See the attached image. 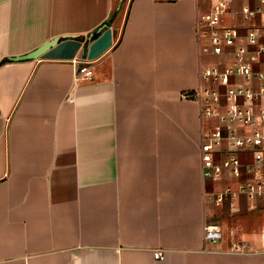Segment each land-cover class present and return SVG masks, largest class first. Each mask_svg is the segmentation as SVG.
Segmentation results:
<instances>
[{
    "label": "crops",
    "instance_id": "1",
    "mask_svg": "<svg viewBox=\"0 0 264 264\" xmlns=\"http://www.w3.org/2000/svg\"><path fill=\"white\" fill-rule=\"evenodd\" d=\"M213 2L0 0V264H264V227L240 226L264 219V195L202 176L205 119L188 93L205 55L198 12ZM252 22L264 41V17ZM64 34L77 36L11 60ZM85 65L92 77L76 82ZM206 224L223 238L206 241Z\"/></svg>",
    "mask_w": 264,
    "mask_h": 264
},
{
    "label": "built area",
    "instance_id": "2",
    "mask_svg": "<svg viewBox=\"0 0 264 264\" xmlns=\"http://www.w3.org/2000/svg\"><path fill=\"white\" fill-rule=\"evenodd\" d=\"M228 1L214 0L208 9L198 12L196 30L202 54L223 59L200 67V84L188 98L198 102L202 120L218 121L202 124L200 130L203 178L221 180L224 172L245 177L239 190L252 199L264 195V107H258L264 97V71L256 68L264 61L263 25L252 22L264 17V0L235 12L242 15L243 25L234 19L237 15L230 11ZM92 74V66L85 65L75 80L83 81ZM215 83L225 90L220 91ZM241 152H251V161H243ZM223 197L221 194L216 200ZM204 234L206 241L213 242L224 236L219 224H206ZM260 236L264 248V232ZM154 256L164 259L165 253L156 250Z\"/></svg>",
    "mask_w": 264,
    "mask_h": 264
},
{
    "label": "rangeland",
    "instance_id": "3",
    "mask_svg": "<svg viewBox=\"0 0 264 264\" xmlns=\"http://www.w3.org/2000/svg\"><path fill=\"white\" fill-rule=\"evenodd\" d=\"M205 6V5H204ZM254 6V5H253ZM239 7H240V5H239ZM206 9V8H205ZM227 18H228V20H231L230 19V17H228L227 16ZM237 21L238 22H241L242 21V15H239V18H237ZM223 58L221 57H219V56H217V55H203L202 56V63L204 64V63H212V62H216V61H219V60H222ZM215 85H217L218 86V89L220 90V91H223V90H225V87H221V86H219L217 83H215ZM223 102H224V98H222L221 99ZM200 108V107H199ZM200 112V111H199ZM200 114V113H199ZM210 122H212V123H214V124H216L218 121H217V119H205V124H208V123H210ZM205 181H206V186H207V189H211V188H215L216 186H218L221 182H222V180L221 181H219V180H213L212 178H210V177H206V179H205ZM262 210L260 209V210H258V211H255V212H261ZM244 214H249V212H245ZM242 216V215H241ZM247 216V215H246ZM245 217V216H244ZM243 216H242V218H244ZM242 218H239V220L240 221H242L243 219ZM244 219H246V218H244ZM242 223V225H240L241 226V229L243 228V232H242V235L244 236V237H246L247 238V234L249 235V236H251L252 234H251V232H253V231H255L256 230V233H258L259 231H260V229L261 230H263L262 228L264 227V219H261V220H259V221H256V223H255V225H256V227L255 226H249V227H247V224H246V222L244 221V222H241ZM237 227H238V225H237ZM233 234V233H232ZM232 238H234V241L235 242H238V241H240V235L239 234H233L232 236H230V240L232 239ZM229 240V241H230ZM231 242V241H230Z\"/></svg>",
    "mask_w": 264,
    "mask_h": 264
},
{
    "label": "water",
    "instance_id": "4",
    "mask_svg": "<svg viewBox=\"0 0 264 264\" xmlns=\"http://www.w3.org/2000/svg\"><path fill=\"white\" fill-rule=\"evenodd\" d=\"M77 35H73V34H64L61 36H57L47 42H45L44 44H42L40 47H38L37 49L26 53L25 55H21V56H16V57H12L11 60L13 61H21V60H31V59H38L42 54H44L49 48H51L52 46H54L56 43H58V41L61 38H75Z\"/></svg>",
    "mask_w": 264,
    "mask_h": 264
}]
</instances>
